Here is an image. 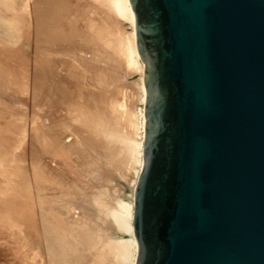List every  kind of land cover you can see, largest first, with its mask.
I'll return each mask as SVG.
<instances>
[{
	"label": "water",
	"instance_id": "95a60500",
	"mask_svg": "<svg viewBox=\"0 0 264 264\" xmlns=\"http://www.w3.org/2000/svg\"><path fill=\"white\" fill-rule=\"evenodd\" d=\"M129 3L145 88L135 264H264V0Z\"/></svg>",
	"mask_w": 264,
	"mask_h": 264
},
{
	"label": "bare ground",
	"instance_id": "6f19581e",
	"mask_svg": "<svg viewBox=\"0 0 264 264\" xmlns=\"http://www.w3.org/2000/svg\"><path fill=\"white\" fill-rule=\"evenodd\" d=\"M78 1L82 2L0 0V140L15 134L19 137V141H16L18 148L14 147V143L11 150L19 147L21 149V143L27 142L23 145L20 158L31 154L36 161L28 177L30 192L25 196H18L13 202L11 198H16L19 194L21 181L17 180V175L8 173V168H0V201L4 203L7 214L19 216L29 222L27 229L30 227L34 243L29 264H80L88 257L89 250V254L92 251L90 256L93 255L92 258L88 257L89 264H135L137 243L132 227L133 192L142 169L145 88L144 65L135 44L134 14L129 0H83L85 2L80 5ZM119 67L122 72L120 74L117 72ZM121 74L123 79L130 75L137 76L136 80L133 79L134 82H130L136 88H133L135 93L131 87L129 89L133 94L129 89V93L122 92L124 89L121 91V85L118 84L113 87L120 89L121 92H117L121 96L114 97L118 94L114 91V98H111V94L106 93L108 88L101 89L100 86L109 81L112 87L111 80L113 83L122 81L123 84V79L119 81ZM96 86L100 88L99 91L96 88L97 96L93 91ZM111 87L109 89L113 91ZM130 96L140 102L136 112L134 108L126 109L129 108L127 104L131 103ZM134 101L137 100L132 103ZM118 112L129 116L130 127L120 117V121L117 120ZM37 119L42 123L38 125ZM119 123L120 126L126 123L124 130L127 125L131 132L127 134L130 130L126 129V134L122 133V128L117 129ZM35 150L42 154H36ZM15 152L18 153L16 150ZM98 152L102 156V159L99 157V162L103 158L105 162L109 159L116 160L106 164L116 167L118 172L121 168L126 169L128 175L124 180L130 183V187L129 193L124 195L117 194L118 191L114 189L117 186L102 184L107 188L102 186L100 191L93 186V190L99 192L87 193L88 196H94H91L90 202L86 201L90 203H86L89 205L87 208L91 207L86 210L90 216L86 218L92 221L96 226L94 228L87 224L88 221H83L84 214H79L76 206L57 204L60 195L57 196L59 199L56 205L50 201L54 195L50 199L45 197L44 194H49V190L54 193L53 188L56 186L48 190L44 186L51 181L54 173L55 177H60L63 176L60 174L65 176V172L75 170L74 167L78 168L77 171L86 165L90 170L100 168L97 167L100 165H96L95 158H84H90ZM12 155L15 156L11 154L9 157ZM105 156L109 157L108 160ZM13 158L12 156L5 161ZM1 159L3 161L4 158ZM21 159L16 162H21ZM81 160H86L85 166H80L85 164ZM114 162L123 167L119 169L113 165ZM109 166H106L108 169L101 167L104 168L100 170L101 173L104 170L109 171ZM114 170L112 171L115 172ZM113 172L110 170L112 175ZM110 173L102 183L108 182ZM81 174L82 171L75 175ZM84 174L86 179L88 172L84 171ZM89 178L90 176L88 181L92 180ZM85 179L83 180L86 181ZM101 179L104 180V175ZM58 180L61 183V179ZM75 180H71L72 183L68 185L66 180V183L61 180L68 189L62 192H71L74 195L76 189H81L84 184L77 185ZM18 181L20 182L17 183ZM87 186L90 187L89 184ZM59 188L54 190L55 193ZM44 191L47 192L43 193ZM63 196L65 198L66 195ZM65 212L70 217L68 222L65 219L67 223L64 226V221L59 223V216ZM67 214L65 215L68 216ZM106 225L108 229L111 227L109 230H113L112 234L106 231Z\"/></svg>",
	"mask_w": 264,
	"mask_h": 264
},
{
	"label": "rangeland",
	"instance_id": "374dc122",
	"mask_svg": "<svg viewBox=\"0 0 264 264\" xmlns=\"http://www.w3.org/2000/svg\"><path fill=\"white\" fill-rule=\"evenodd\" d=\"M85 1H83L82 0V2H80V1H78V3H79V5L80 4H82V3H84ZM116 67H118V66H116ZM120 68V67H119ZM118 68V70H117V72L119 71V70H121V68L119 69ZM120 72L121 71H119V74H120ZM122 73V72H121ZM122 75V74H121ZM121 75H119L120 76V80L119 81H121L123 78V75L121 76ZM118 76V77H119ZM109 77H110V75H109ZM109 80V79H108ZM111 80V79H110ZM133 80V78H132V75H130V76H128V77H124V79H123V84H122V81L121 82H115V83H113V81L111 80L110 82H112V87H111V85H109V81H107V84H104V85H102V87L100 86V88L101 89H103V87H107L108 89V91H110V92H108V91H106V93H107V95H110L111 94V98H114L115 96H121L120 95V93H118L117 92V90H118V88H115L114 89V87L113 86H115V87H117L116 85H118L119 84V86L121 85H124L125 83H128L127 85L125 84V86H122V87H124V88H122L121 86L119 87V88H121V91L122 92H124V91H127L130 87V89H132V91H133V93H135V87L133 86L132 87V83L130 84V82ZM136 80V79H135ZM135 80H133V82L135 81ZM117 81V80H116ZM125 82V83H124ZM121 83V84H120ZM107 85V86H106ZM129 85V86H128ZM111 87V89L113 90V91H111L109 88ZM128 86V87H127ZM99 86H96L95 87V89H93V91H94V94L96 93V88L98 89V91H99V89L100 88H98ZM127 87V88H126ZM133 88H135V89H133ZM130 89H129V91H130ZM97 91V92H98ZM114 91H116L118 94H115L114 95V97L112 96V94H114L113 92ZM118 91H120V89L118 90ZM120 91V92H121ZM129 91H127L126 93H129ZM132 91H130L131 93H132ZM132 93V94H133ZM96 96H97V93H96ZM118 96V97H119ZM119 99V98H118ZM130 99H132V100H130ZM130 99H129V102L131 101V103H130V105L129 104H127V107H129V108H126V109H133L135 112L139 109V107H140V102L138 101V99H134V98H131V96H130ZM133 100H137L136 102L134 101L133 103H132V101ZM128 102V101H127ZM128 102V103H129ZM131 104H133L134 105V107H130V106H133V105H131ZM137 104V105H136ZM136 106V107H135ZM137 109V110H136ZM127 110V111H128ZM119 114H121L120 116H118ZM118 115H117V120H119V117H120V120L121 121H124V122H126V123H128L129 121H130V119H129V116L127 115V114H123V113H120V112H118ZM37 120H39V119H37ZM119 120V121H120ZM116 122H118V121H116ZM123 122V123H124ZM42 122H41V120H39V121H37V124L39 125V124H41ZM121 123V122H120ZM119 123V127H118V124H117V129L119 130L120 128H122L123 130H124V125L126 124H124V125H122V126H120L121 124ZM130 123V122H129ZM128 123V126L130 127V124ZM127 125H126V128H125V130L126 129H129V127H128ZM128 127V128H127ZM120 130V131H123V130ZM124 130V132H122V133H124V134H126L125 131ZM130 131H127V134H129L130 132H131V128L129 129ZM15 135V134H14ZM14 135H9L7 138H4V139H2V140H0V146L2 147L1 149H0V158H4L3 159V161H2V159L0 160V161H2V162H0V164H2V165H4V164H6V166H3L2 167V165H0V168H8V170L10 171V172H8V173H10V174H14V176L15 175H17L18 176V178H17V180H20L21 181V184H20V188H19V194H17L16 196V198L15 197H13V198H11V201L13 202L14 200H16L17 198H18V196H25V195H27L29 192H30V182H29V180H28V177L30 176V173L32 172V165H34V162H36V161H34V159H33V155H27L26 157H24V158H20V153H21V150H22V148H23V145L25 144V143H27V142H22L21 144H23L22 146H21V149H20V147H19V149H16V148H18L17 146H16V141H19L18 139H19V137H16V135L14 136ZM123 135V134H122ZM9 138V139H8ZM15 139V140H14ZM17 139V140H16ZM69 139V138H68ZM8 141V142H7ZM15 141V142H14ZM7 142V143H6ZM7 145H6V144ZM14 143H15V145H14ZM18 144V143H17ZM14 145V147L16 146V148H14V151H12L13 150V146ZM7 146V147H6ZM12 147V148H11ZM9 148V149H8ZM12 149V150H11ZM15 150L18 152V153H16L15 152ZM40 152H42L40 149H38ZM10 153H9V152ZM100 151V150H99ZM15 152V153H14ZM4 153V154H3ZM35 153L36 154H42V153H38V151L37 150H35ZM101 153H102V151H101ZM101 153H97V155H91L90 156V158H87V157H84V158H86V159H91V158H95V162H96V165H100V166H97V167H100V168H96L95 167V169H91L90 170V168L86 165V160L84 161V160H81V161H84V163L85 164H80L81 163V161H80V166L82 165V166H85V167H81L79 170L80 171H82V174L81 175H83V172L85 171L86 173L88 172V174H87V178L90 176V178L92 179V180H89V181H93V182H89L88 181V179L86 178L85 179V174L83 175V176H79V175H75V174H77V172L79 173L80 171H77L78 170V168H76V167H74V169L75 170H70V169H67V171H69V172H65L66 174H65V176H64V174H60V175H63V176H60V177H55L56 175H54V174H56V173H54L53 175H52V178H51V181H48V182H46L45 183V189L46 190H48L49 188H53V187H55V188H53V192L55 193V191L54 190H56L57 191V189L59 188V187H61L64 183H66L67 185L68 184H71L72 182H73V180H75L76 182L75 183H77V185H79V183H82V184H84L83 185V187L81 186V184H80V186L82 187L81 189H79V190H73L75 193H74V195L75 194H77V195H73V193H71V192H69L70 193V195H68V194H66V191L68 190L67 188H65V186H66V184H64L62 187H61V189L59 188V193L58 192H56L55 194L54 193H51V192H49V191H51V190H49L48 191V193L49 194H47L46 195V193L45 192H47V191H44L43 193H45L44 195H45V197H47L48 199H50V198H52L53 196H51V195H54L55 197H53V199H51L50 201L51 202H53V203H55V205H56V203L58 202V199H59V203H57V204H63V205H66V206H70V205H73V206H76V208H79L78 210V212H79V214H81L82 215V213L85 215H83L82 217H84V218H82V219H84L83 221H85L86 220V222L89 220V218H86V217H90L89 215H88V213H87V209H89V208H91V207H89V208H87L89 205H87L89 202H90V199H91V196H94V195H89L88 196V194L87 193H89L90 192V194L92 193V194H96V192L97 191H94L93 190V186L94 187H96L97 188V190H99L100 188H102V186L104 185H107L108 186V184H109V186H113V187H115V186H117L116 188H114L115 190H117L118 191V193L117 194H128L129 192H127L126 191V189L124 188L125 186H127V187H130L129 185H130V183H128V182H126L125 180H124V178H125V176H127L128 175V172L126 171V169L124 170V168H121V167H123V166H119L118 164H115V163H117V162H114V164L113 165H116V166H118V168L120 169H123V170H121L120 169V171L118 172L117 171V168L115 169L114 168V166L112 167V165L111 166H109V165H107L108 163H110L111 161L113 162V161H116V160H108V158H107V156H105L106 158H107V162H105L106 160H105V158H103V160L102 161H100L99 162V160H101L102 158V156L100 157L99 155L101 154ZM8 154H15V156L14 155H12L14 158L13 159H11V161L9 160L10 158H12V156L11 157H6ZM19 154V155H18ZM90 154H92V153H90ZM89 154V155H90ZM3 155V156H2ZM18 157H17V156ZM5 156V157H4ZM103 156H104V154H103ZM16 157V158H15ZM29 157V158H28ZM89 157V156H88ZM101 159H100V158ZM7 158H9L7 161L8 162H10V163H7V161H5V159H7ZM27 158H28V160H27ZM33 160V162H32V160ZM14 159H16V160H14ZM19 159H21V162L19 161V162H16L17 160H19ZM30 159V160H29ZM116 159V158H115ZM13 160V161H12ZM23 160H25V161H23ZM97 160V161H96ZM105 160V161H104ZM23 161V162H22ZM31 161V162H30ZM103 161H104V163H103ZM11 162H13V163H16V164H13V163H11ZM103 164H102V163ZM30 163V164H29ZM107 163V164H106ZM12 164V165H11ZM23 164V165H22ZM106 164V165H105ZM19 165H20V167H19ZM23 167H22V166ZM27 165V166H26ZM31 166V167H30ZM106 166H109L110 168H109V171L108 170H104L102 173H101V167H106ZM30 167V168H29ZM24 168V169H23ZM85 168H87V169H85ZM5 169V170H6ZM22 169V170H21ZM29 169V170H28ZM77 169V170H76ZM104 169V168H103ZM102 169V170H103ZM105 169H108L107 167L105 168ZM115 169V170H114ZM118 169V170H119ZM23 170H24V172H23ZM95 170H97V171H95ZM110 170H111V172H113L112 170H114L115 172H113V175H112V173H110ZM26 171V172H25ZM30 171V172H29ZM73 171H75V173L73 172ZM77 171V172H76ZM90 171V172H89ZM122 171H124V172H126V174L122 177ZM28 173V174H27ZM62 173H64V172H62ZM69 175H68V174ZM91 173V174H90ZM98 173V174H97ZM110 173V177L111 178H107L108 179V182H106L105 184L104 183H102V181H104L105 182V177L106 176H108V174ZM117 173H119V175L117 174ZM90 174V175H89ZM93 174V175H92ZM98 175L96 178H92V177H94V176H96V175ZM114 174H116L115 176H114ZM28 175V176H27ZM67 175V176H66ZM75 175V176H74ZM103 175H104V180H102L101 179V176L103 177ZM113 176V177H112ZM117 176V177H116ZM53 177H55V178H53ZM82 177H83V179H85L86 181H84L83 179H82ZM109 177V176H108ZM89 178V179H90ZM58 179H61L60 180V182L61 183H59L58 181ZM109 179H110V181L112 182L111 184H110V181H109ZM113 179V180H112ZM119 179V180H118ZM55 180H56V183H53V181L55 182ZM65 180H66V182H65ZM71 180H72V182H71ZM95 180H98L97 182L95 181ZM114 180H115V183H113L114 182ZM20 181H18L17 183H19ZM107 181V180H106ZM50 182V183H49ZM84 182H86V184L84 183ZM101 182V183H100ZM17 183H16V186H17ZM49 183V184H48ZM90 185V187H88L87 185L88 184ZM117 183V184H116ZM47 184V185H46ZM53 184H55V185H52ZM59 185V187L57 186V185ZM62 184V185H61ZM93 184H96V185H98V184H101V185H98V186H96V185H93ZM103 184V185H102ZM116 184V185H115ZM44 185V184H43ZM51 185V186H50ZM86 185V186H85ZM92 185V186H91ZM103 186V188H107V187H104ZM124 186V187H123ZM58 187V188H57ZM64 187V188H63ZM67 187V186H66ZM91 187H92V190H91ZM68 188H70V186H68ZM84 188H85V190H84ZM86 188H90L89 190H86ZM102 188V189H103ZM118 188L119 189H121V190H118ZM64 189H66V191L65 192H62V190L64 191ZM61 190V191H60ZM72 190V189H71ZM101 190V189H100ZM99 190V191H100ZM98 191V192H99ZM85 193V195H83V193ZM97 192V193H98ZM65 193V194H64ZM78 193H80L81 194V197L79 198L78 197ZM58 195H60V196H62V197H60L59 196V198H57V196ZM63 195H66L65 196V198H64V196ZM83 195V196H82ZM50 196V197H49ZM77 196V197H76ZM85 196V197H84ZM72 198V199H71ZM55 199H57V200H55ZM82 200V201H81ZM89 200V202H86V201H88ZM50 201H48L47 202V204L48 203H50ZM81 201V202H80ZM84 201V202H83ZM11 202V203H12ZM60 202H62V203H60ZM83 203H85V205H87V206H85ZM87 203V204H86ZM4 203L2 202V201H0V264H29L30 263V255H31V253H32V249H33V246H34V243H33V240H32V235H31V230H30V227L27 229V225L29 224V222H27V220H25L24 218H21V217H19V216H15V215H10V214H7L8 212L5 210V207H3V206H5V205H3ZM90 204V203H89ZM49 205V204H48ZM78 206V207H77ZM63 209V208H62ZM62 209H61V211H62ZM66 210V209H65ZM67 211V210H66ZM72 212V211H71ZM81 212V213H80ZM65 214H67L66 212H65ZM65 214H61V216H59V223H61L60 221L62 220V223H63V221H64V224H62V225H66V223L69 221V219H68V217H70L69 215L70 214H67L68 216H66ZM63 215V216H62ZM64 216H66V217H64ZM76 216V215H75ZM86 218V219H85ZM65 219H66V221H65ZM88 219V220H87ZM66 222V223H65ZM91 222V223H90ZM87 224H90V227H92V226H94V228L96 227L95 225H93V223H92V221H88V223ZM63 226V227H64ZM108 225H106V228L108 229V227H107ZM67 227V226H66ZM110 227V226H109ZM111 228V227H110ZM109 228V229H110ZM65 229H67V228H65ZM106 230L107 232H109V233H113V230L111 231V230ZM31 241V242H30ZM33 243V244H32ZM86 252H87V250H85ZM84 251V252H85ZM90 251V250H89ZM88 251V252H89ZM83 252V253H84ZM85 252V253H86ZM87 252V254H88V257L92 254V251L90 252L91 254H89ZM87 257V256H86ZM85 257V258H86ZM84 258L85 260L82 262V263H80V264H89L88 263V261L90 262V260H88L89 258H92L93 257V255L92 256H90L89 258ZM88 260V261H87ZM87 262V263H86ZM92 262V261H91Z\"/></svg>",
	"mask_w": 264,
	"mask_h": 264
}]
</instances>
